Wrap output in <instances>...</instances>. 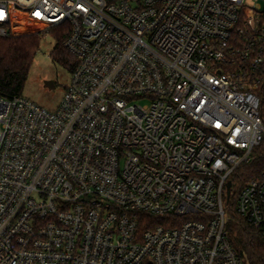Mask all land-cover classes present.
<instances>
[{
  "label": "built area",
  "instance_id": "1",
  "mask_svg": "<svg viewBox=\"0 0 264 264\" xmlns=\"http://www.w3.org/2000/svg\"><path fill=\"white\" fill-rule=\"evenodd\" d=\"M259 1L0 0V37L20 10L76 64L56 111L0 97V264H246L225 200L264 142ZM236 210L264 243V171Z\"/></svg>",
  "mask_w": 264,
  "mask_h": 264
},
{
  "label": "trees",
  "instance_id": "2",
  "mask_svg": "<svg viewBox=\"0 0 264 264\" xmlns=\"http://www.w3.org/2000/svg\"><path fill=\"white\" fill-rule=\"evenodd\" d=\"M9 27L11 36L0 37V97L11 100L23 96L43 38L40 34V26L34 24L25 13L17 9L13 10ZM52 33L57 44L51 58L72 73L76 67L75 59L64 47L63 31L55 29ZM261 113L264 120V93ZM255 152L251 163L243 166L236 173L232 181L230 197L225 200V208L231 213L227 223L229 239L246 264H264V243L260 232L236 210L237 195L241 189L248 181L264 171V142ZM148 218L154 226H166L172 220Z\"/></svg>",
  "mask_w": 264,
  "mask_h": 264
},
{
  "label": "rangeland",
  "instance_id": "3",
  "mask_svg": "<svg viewBox=\"0 0 264 264\" xmlns=\"http://www.w3.org/2000/svg\"><path fill=\"white\" fill-rule=\"evenodd\" d=\"M257 4L262 5L264 10V0H260ZM52 32L42 39L40 52L36 57L23 97L49 111H56L72 75L64 66L55 63L51 58L57 44ZM47 82H53L55 87H48ZM226 213L230 217V210L227 209Z\"/></svg>",
  "mask_w": 264,
  "mask_h": 264
},
{
  "label": "water",
  "instance_id": "4",
  "mask_svg": "<svg viewBox=\"0 0 264 264\" xmlns=\"http://www.w3.org/2000/svg\"><path fill=\"white\" fill-rule=\"evenodd\" d=\"M46 84L50 88H54L55 87L54 84H53V82H47ZM230 191H231V185L229 184L228 185V198L230 197Z\"/></svg>",
  "mask_w": 264,
  "mask_h": 264
}]
</instances>
